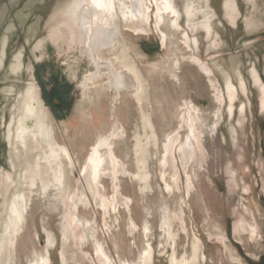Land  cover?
<instances>
[{
	"label": "rangeland",
	"instance_id": "374dc122",
	"mask_svg": "<svg viewBox=\"0 0 264 264\" xmlns=\"http://www.w3.org/2000/svg\"><path fill=\"white\" fill-rule=\"evenodd\" d=\"M72 1L0 0V245L14 212L24 216L0 264L9 255L10 264L45 255L50 264H144L148 249L149 264H264V0H171L180 28L169 14L158 25L159 0H146L140 34L117 8L119 41L96 54L104 73L88 87L95 65L55 29ZM111 62L132 81L118 94L105 74ZM192 122L195 158L185 167ZM51 138L70 160L48 161ZM106 141L126 172L116 184L127 205H116L110 176L99 193L86 180Z\"/></svg>",
	"mask_w": 264,
	"mask_h": 264
},
{
	"label": "bare ground",
	"instance_id": "6f19581e",
	"mask_svg": "<svg viewBox=\"0 0 264 264\" xmlns=\"http://www.w3.org/2000/svg\"><path fill=\"white\" fill-rule=\"evenodd\" d=\"M156 4H157L156 18L158 25H160L165 20V15L169 14L172 15V18L174 20L176 19V21L173 22L174 26L176 28H180L179 13L177 12L176 8L173 6L171 0H159L157 1ZM67 6H65L66 9L61 12L60 14L61 16H59V19L57 18L55 29L57 33L59 32L67 39L70 45L83 46L84 53H86V55L92 60L93 64L95 65L96 72L86 81V83H84L85 87H88L89 85L88 82L95 83V81L102 75V73H104L102 72V69L104 68L102 66L103 64L98 62V58L96 57V54H98L104 48H109V47L115 48L116 41H119L118 36L120 34V24L118 22L117 8L119 9L120 14L122 16L123 23L125 24L124 26L130 32L136 34L144 33L145 28L143 27V25H145L147 22L150 23L151 9L147 5L146 0H73L69 4V6L68 7ZM187 16H188V22H191L192 18L195 16V10L193 9L192 6H188ZM235 16L231 17V21L233 23L236 21ZM203 27L206 29L208 36L211 37L212 35L211 23L209 19H206ZM185 36L187 39L189 38L187 34ZM125 55L128 56L127 50ZM119 56L120 54L118 55L117 59H119ZM120 64L123 66V68H126L130 74L136 75L135 77L139 81L138 91L140 89H143L144 85L142 82V77L137 72V69H135L134 65H131L133 64V62L131 61L127 62L126 60L121 59ZM201 66L202 68L205 69L204 65ZM106 69H107V73L105 74H107L110 81L108 86L109 88L114 89L117 94L120 92V90L129 88L130 79L127 75V72L119 71L118 69H116L114 62H111V65H107ZM255 78L256 81L259 83L260 80L258 79V77L255 76ZM130 83H132V81ZM261 87H262L261 88L262 107L264 109V85ZM228 91L230 94V99H231L230 101L231 103H233V101L235 100V87L233 84L231 83L228 84ZM232 110H233V106L230 107L231 112ZM43 119H44L43 127L52 137L51 135L52 132L50 131L49 124L47 122L48 121L47 116L43 115ZM192 119L193 117H191V121ZM189 127H190L191 137L188 138L186 145L183 146V148L181 149V154L183 159L182 161L185 167L189 164V161L192 160V158H195L192 148L194 147L193 139L197 138V134L193 122L189 125ZM48 143L51 152L48 161H52L60 157L61 153L64 154L65 159L70 160V156L67 153V150L62 148L60 149V147L56 144V142L52 138ZM101 147H106L109 149V151H111L109 141L102 143V145L99 144L97 147L94 148L92 156L88 162V166H91L92 169H91V174H88L86 176L87 183L91 186L92 189H95L96 192L99 193V190L101 189V179L103 178V176H110L113 179V182H115L114 188L116 191L115 192L116 205L117 203H121V202H123L124 205H127V200L123 198L119 190V186L118 184H116L119 179V175L126 174V172L124 171L122 165L118 163V160L116 156L113 154V152L111 151L110 153L104 155L100 150ZM167 161L169 164L173 166L175 165L174 164L175 161L171 156L168 158ZM138 164L141 165L140 163ZM141 168L142 167L139 166V170H141ZM62 171L59 173L58 176H56L57 181H60L62 179L63 177ZM88 171L90 170H88L87 168V172ZM138 177L142 182H144L145 186L148 185L149 176L145 171L143 173L139 172ZM176 177L177 178L175 181L177 182L179 176L177 175ZM188 182L190 183V181ZM97 196L99 197V194H97ZM16 207H18V205ZM22 212L23 211H21L20 209L14 212L10 224V229L9 232L7 233L6 243L3 246L2 244L0 245V254L2 253V250L4 248L6 249V247L13 249L15 244V238L17 234L21 231L23 226L24 216ZM144 231L145 232L149 231L147 224L144 225ZM151 254H152L151 250L148 249L144 256V260H146L144 264H149L151 260ZM9 256L5 264H10L9 262L11 261ZM200 257H201V251L199 245L196 244L194 259L198 261ZM32 262L33 263L31 264H50L48 255L41 256L38 260ZM177 264H187V263L183 262Z\"/></svg>",
	"mask_w": 264,
	"mask_h": 264
}]
</instances>
